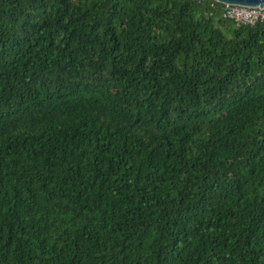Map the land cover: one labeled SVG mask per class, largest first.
<instances>
[{"label": "trees", "instance_id": "1", "mask_svg": "<svg viewBox=\"0 0 264 264\" xmlns=\"http://www.w3.org/2000/svg\"><path fill=\"white\" fill-rule=\"evenodd\" d=\"M212 0H0V264H264V24Z\"/></svg>", "mask_w": 264, "mask_h": 264}, {"label": "built area", "instance_id": "2", "mask_svg": "<svg viewBox=\"0 0 264 264\" xmlns=\"http://www.w3.org/2000/svg\"><path fill=\"white\" fill-rule=\"evenodd\" d=\"M221 16L223 19L233 21L236 26L264 24L263 9L225 4L221 8Z\"/></svg>", "mask_w": 264, "mask_h": 264}, {"label": "water", "instance_id": "3", "mask_svg": "<svg viewBox=\"0 0 264 264\" xmlns=\"http://www.w3.org/2000/svg\"><path fill=\"white\" fill-rule=\"evenodd\" d=\"M222 5H237L264 10V0H212Z\"/></svg>", "mask_w": 264, "mask_h": 264}]
</instances>
